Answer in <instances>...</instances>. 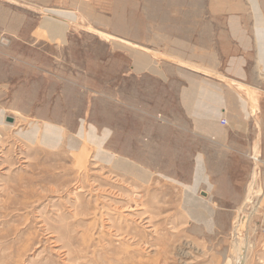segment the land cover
<instances>
[{"label":"rangeland","instance_id":"1","mask_svg":"<svg viewBox=\"0 0 264 264\" xmlns=\"http://www.w3.org/2000/svg\"><path fill=\"white\" fill-rule=\"evenodd\" d=\"M263 75L264 0H0V264H264Z\"/></svg>","mask_w":264,"mask_h":264},{"label":"crops","instance_id":"2","mask_svg":"<svg viewBox=\"0 0 264 264\" xmlns=\"http://www.w3.org/2000/svg\"><path fill=\"white\" fill-rule=\"evenodd\" d=\"M263 77H264V75H263ZM238 91V93L237 94H235V96H236V98H237V102L243 107V109H245L247 106H248V108H250L251 107V105H252V99H250L248 96H246L245 94H242L241 93V90L240 89H238L237 90ZM245 92H247V91H244V93ZM245 102V103H244ZM246 110V109H245ZM224 116H221V119H220V126L221 127H228V130L230 131V132H233V133H235L236 131H237V129H235V128H232V125H229V123L227 122V125L226 126H223L222 124H221V120H222V118H223ZM219 122V121H218ZM218 122H216V123H218ZM251 152L250 153H252V148H251V150H250Z\"/></svg>","mask_w":264,"mask_h":264},{"label":"built area","instance_id":"3","mask_svg":"<svg viewBox=\"0 0 264 264\" xmlns=\"http://www.w3.org/2000/svg\"><path fill=\"white\" fill-rule=\"evenodd\" d=\"M221 124H222L223 126H226V125H227V121H226V120H222V121H221Z\"/></svg>","mask_w":264,"mask_h":264}]
</instances>
